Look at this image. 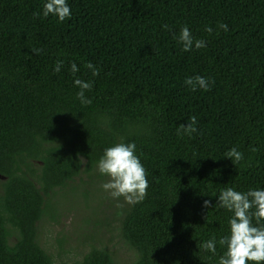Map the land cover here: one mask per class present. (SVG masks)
Instances as JSON below:
<instances>
[{
	"label": "trees",
	"instance_id": "trees-1",
	"mask_svg": "<svg viewBox=\"0 0 264 264\" xmlns=\"http://www.w3.org/2000/svg\"><path fill=\"white\" fill-rule=\"evenodd\" d=\"M46 2L0 0V264H55L38 242L46 197L120 142L136 144L150 184L122 221L135 264H218L233 215L219 193L264 189V0H67L63 22L43 16ZM184 26L206 47L182 51ZM197 75L209 91L185 84ZM77 78L93 82L91 104ZM192 116L198 131L178 134ZM213 238L215 254L201 247ZM70 264L116 263L93 249Z\"/></svg>",
	"mask_w": 264,
	"mask_h": 264
},
{
	"label": "clouds",
	"instance_id": "clouds-1",
	"mask_svg": "<svg viewBox=\"0 0 264 264\" xmlns=\"http://www.w3.org/2000/svg\"><path fill=\"white\" fill-rule=\"evenodd\" d=\"M53 15L60 22L71 18V8L67 0H47L44 4L43 16L48 17ZM35 15L39 16V13ZM171 31L168 25L163 26ZM220 29L228 31V26L221 23ZM205 31L211 33L210 27ZM182 45V51H191L193 47L201 49L206 47V42L202 39L195 38L187 26L181 28L179 36L174 37ZM33 53L39 54L43 49H33ZM63 61L57 60L54 68L55 72L61 70ZM85 68L91 70L93 76L99 75V69L91 62L85 64ZM79 71L77 65H71L73 74ZM214 81L206 79L202 76L186 77L185 84L191 91L203 89L209 91L211 84ZM75 86L79 89L76 93L77 99L81 104H91V100L85 95L91 91L93 82L82 79L74 80ZM197 118L190 117V122L187 126L181 124L178 134L182 132L188 136L198 131ZM256 152L255 147L252 148ZM136 144L131 143H116L114 146L107 147L103 155L100 157L97 169L101 175L107 176L109 179L102 184L104 191L108 192L110 197L116 200L123 197L125 203L134 205L143 202L147 196V190L150 187L147 179V172L140 158L135 154ZM225 157L229 158L233 164H239L244 159V154L236 147L231 148L225 153ZM83 163V159L80 160ZM209 200L204 201V207H210ZM219 206L233 213L229 219L230 235L222 237L218 243L223 247L226 246V251L219 257L218 264H247V262H264V189L248 190L240 192L232 187L223 189L219 193L218 201L215 206ZM118 207H123L118 204ZM253 219L256 223L253 224ZM217 241L215 238L206 241L201 247L215 254Z\"/></svg>",
	"mask_w": 264,
	"mask_h": 264
},
{
	"label": "rangeland",
	"instance_id": "rangeland-1",
	"mask_svg": "<svg viewBox=\"0 0 264 264\" xmlns=\"http://www.w3.org/2000/svg\"><path fill=\"white\" fill-rule=\"evenodd\" d=\"M108 179L96 167L46 197L51 213L38 224V242L55 264L80 261L93 249L109 252L116 264H135L138 260L137 251L122 233V221L131 205L103 190L101 186ZM4 180L0 176V191ZM16 240L14 234L11 243Z\"/></svg>",
	"mask_w": 264,
	"mask_h": 264
}]
</instances>
